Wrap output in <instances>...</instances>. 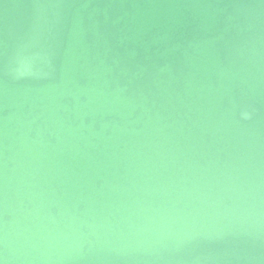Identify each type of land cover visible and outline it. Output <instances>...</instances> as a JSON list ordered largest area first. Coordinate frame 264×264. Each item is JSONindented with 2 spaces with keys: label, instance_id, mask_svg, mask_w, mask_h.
I'll return each instance as SVG.
<instances>
[{
  "label": "water",
  "instance_id": "95a60500",
  "mask_svg": "<svg viewBox=\"0 0 264 264\" xmlns=\"http://www.w3.org/2000/svg\"><path fill=\"white\" fill-rule=\"evenodd\" d=\"M0 259L264 264V0H0Z\"/></svg>",
  "mask_w": 264,
  "mask_h": 264
},
{
  "label": "clouds",
  "instance_id": "9594fccd",
  "mask_svg": "<svg viewBox=\"0 0 264 264\" xmlns=\"http://www.w3.org/2000/svg\"><path fill=\"white\" fill-rule=\"evenodd\" d=\"M245 119L249 118V114L248 113H244ZM3 264H7V260L4 259Z\"/></svg>",
  "mask_w": 264,
  "mask_h": 264
},
{
  "label": "snow or ice",
  "instance_id": "6c2138e0",
  "mask_svg": "<svg viewBox=\"0 0 264 264\" xmlns=\"http://www.w3.org/2000/svg\"><path fill=\"white\" fill-rule=\"evenodd\" d=\"M3 262H4V259H0V264H3Z\"/></svg>",
  "mask_w": 264,
  "mask_h": 264
}]
</instances>
